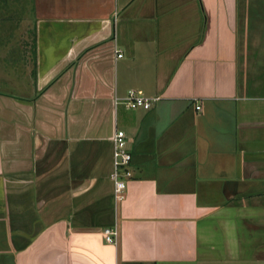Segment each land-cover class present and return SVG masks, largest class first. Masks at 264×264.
I'll list each match as a JSON object with an SVG mask.
<instances>
[{"label":"crops","instance_id":"crops-1","mask_svg":"<svg viewBox=\"0 0 264 264\" xmlns=\"http://www.w3.org/2000/svg\"><path fill=\"white\" fill-rule=\"evenodd\" d=\"M29 1L32 43L0 28V264H264V0Z\"/></svg>","mask_w":264,"mask_h":264},{"label":"built area","instance_id":"built-area-1","mask_svg":"<svg viewBox=\"0 0 264 264\" xmlns=\"http://www.w3.org/2000/svg\"><path fill=\"white\" fill-rule=\"evenodd\" d=\"M119 58L123 55L120 51H116ZM160 98L149 99L142 91L132 90L128 93L125 105L128 109L151 108L153 103L159 101ZM200 109V107H199ZM113 159L114 171L112 173V181L114 183V194L117 200L123 198L127 188V182L133 177V172L130 168L132 155L127 149L126 133L118 130L113 138ZM103 235L108 244L115 245L118 239L117 228H107L103 230Z\"/></svg>","mask_w":264,"mask_h":264},{"label":"rangeland","instance_id":"rangeland-1","mask_svg":"<svg viewBox=\"0 0 264 264\" xmlns=\"http://www.w3.org/2000/svg\"><path fill=\"white\" fill-rule=\"evenodd\" d=\"M241 3V6L244 7V10H249L248 8L251 6L249 4V0H239ZM5 2V3H4ZM7 0H0V28H7V27H13L16 26L17 32L16 33H23L25 32V35H16L15 37H12L14 40H17L19 42H25V43H32L33 42V27L36 26L32 12L29 10V0H10L9 5L7 4ZM24 3H25V9H24ZM253 5V4H252ZM10 9V13L8 10ZM15 9V10H14ZM14 10V12H13ZM16 14V15H14ZM20 18L16 19L15 25L11 24L8 21V18ZM28 29V30H25Z\"/></svg>","mask_w":264,"mask_h":264}]
</instances>
